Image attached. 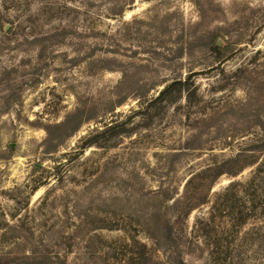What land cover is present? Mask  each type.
Instances as JSON below:
<instances>
[{
  "label": "rangeland",
  "instance_id": "1",
  "mask_svg": "<svg viewBox=\"0 0 264 264\" xmlns=\"http://www.w3.org/2000/svg\"><path fill=\"white\" fill-rule=\"evenodd\" d=\"M263 207L264 0H0V264H264Z\"/></svg>",
  "mask_w": 264,
  "mask_h": 264
},
{
  "label": "trees",
  "instance_id": "2",
  "mask_svg": "<svg viewBox=\"0 0 264 264\" xmlns=\"http://www.w3.org/2000/svg\"><path fill=\"white\" fill-rule=\"evenodd\" d=\"M5 29V27L3 28ZM183 94H186V98L190 101L191 97L195 95V90L192 89V84L190 80H174L167 84L159 93L156 97H154L150 103L147 105L146 109L149 110L152 107H156L157 105H162L164 102H174L175 100L181 98ZM123 102V99L118 101V104H121ZM118 125L114 126L111 125L108 127L103 133H110V136H114L118 134L120 131L117 129ZM98 142V137L95 136L91 138L88 142V146H91L93 144H96ZM218 168V167H217ZM223 173L222 167L217 169L216 175H221ZM240 186H245L244 184L242 185L239 182H232L225 190L223 193L217 194V200L221 201L222 204L225 203L224 206H227L228 201L231 200V198L235 195H239L241 193H246L245 189L243 190L240 189ZM223 197V198H222ZM243 199V198H242ZM220 202V203H221ZM248 202V201H247ZM250 202V201H249ZM244 209L240 211V217L238 221V226H241L247 222L249 218H251L254 214H256L258 206L254 203V201H251V204L249 206L246 205V201L244 202ZM216 201L214 202L213 209H215ZM194 205L189 206V210H192ZM264 209V207H263ZM225 211V209H224ZM199 223H204L203 220H199ZM230 242V241H229ZM145 250H146V245H144ZM235 250V246H232V243H226L224 244L222 242V261L226 262L227 259L230 257H233V252ZM182 264H185V262H182Z\"/></svg>",
  "mask_w": 264,
  "mask_h": 264
}]
</instances>
